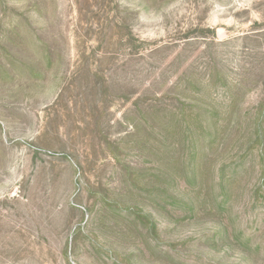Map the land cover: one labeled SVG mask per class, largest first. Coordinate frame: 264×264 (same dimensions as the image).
<instances>
[{"label": "rangeland", "instance_id": "obj_1", "mask_svg": "<svg viewBox=\"0 0 264 264\" xmlns=\"http://www.w3.org/2000/svg\"><path fill=\"white\" fill-rule=\"evenodd\" d=\"M0 264H264V0H0Z\"/></svg>", "mask_w": 264, "mask_h": 264}]
</instances>
